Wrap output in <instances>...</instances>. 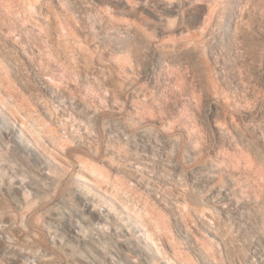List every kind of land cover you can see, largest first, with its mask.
I'll use <instances>...</instances> for the list:
<instances>
[{
  "label": "rangeland",
  "instance_id": "1",
  "mask_svg": "<svg viewBox=\"0 0 264 264\" xmlns=\"http://www.w3.org/2000/svg\"><path fill=\"white\" fill-rule=\"evenodd\" d=\"M0 264H264V0H0Z\"/></svg>",
  "mask_w": 264,
  "mask_h": 264
},
{
  "label": "bare ground",
  "instance_id": "2",
  "mask_svg": "<svg viewBox=\"0 0 264 264\" xmlns=\"http://www.w3.org/2000/svg\"><path fill=\"white\" fill-rule=\"evenodd\" d=\"M29 12V11H28ZM2 22V21H1Z\"/></svg>",
  "mask_w": 264,
  "mask_h": 264
}]
</instances>
